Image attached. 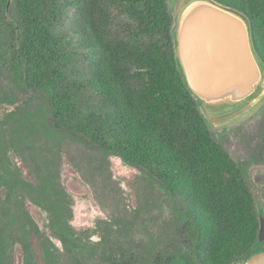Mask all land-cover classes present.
Instances as JSON below:
<instances>
[{
	"label": "rangeland",
	"instance_id": "374dc122",
	"mask_svg": "<svg viewBox=\"0 0 264 264\" xmlns=\"http://www.w3.org/2000/svg\"><path fill=\"white\" fill-rule=\"evenodd\" d=\"M222 1L237 7L238 0ZM8 4L15 17L19 2ZM110 7L112 31L116 24L137 29L128 13ZM76 9L62 5L74 55L67 83L82 84L65 116L55 114L44 88L12 78L11 46L24 27L9 17L13 41L0 29V264H144L172 253L244 264L256 243L258 207L264 210V180H257L264 178V99L228 123L209 121L220 149L203 161L190 153V164L171 161L167 170L179 173L182 185L168 183L167 161L127 162L85 126L90 112L116 115L88 86L95 58ZM4 16L0 0V21ZM142 38L148 47L150 36ZM187 213L202 227L195 236L183 226Z\"/></svg>",
	"mask_w": 264,
	"mask_h": 264
},
{
	"label": "trees",
	"instance_id": "16d2710c",
	"mask_svg": "<svg viewBox=\"0 0 264 264\" xmlns=\"http://www.w3.org/2000/svg\"><path fill=\"white\" fill-rule=\"evenodd\" d=\"M17 1L19 11L12 17L9 0H2L5 16L0 21L4 38L12 41L16 39L17 28L9 17L25 29L21 42H12V78L25 84L32 81L44 88L55 114H71L74 87H82L78 81L70 87L66 77V63L74 57L70 52L67 17L62 10V5L69 2L77 7L82 36L90 44V56L95 58L96 80H89L88 86L102 96L116 115L110 117L108 112L101 115L93 111L83 116L94 139H104L112 153L130 163L150 160L159 166L167 161L163 163L164 173L168 183L175 182L176 186L182 185L179 173L167 170V164L170 166L174 160L181 165L190 164L191 160L203 161L209 156L207 152L220 149L211 137L212 125L188 88L176 55L175 0ZM110 5L128 13L138 23L137 29L130 31L128 25L123 28L114 22L116 27L112 31L116 16ZM144 36L151 38L148 47L143 42ZM94 82H98V87ZM188 153L193 158L190 161ZM181 215L187 232H194V236L195 232H201L202 227L188 213ZM262 250L264 243L251 244L242 257L244 262ZM144 264L207 263L197 255L172 253L166 258L154 255Z\"/></svg>",
	"mask_w": 264,
	"mask_h": 264
},
{
	"label": "water",
	"instance_id": "95a60500",
	"mask_svg": "<svg viewBox=\"0 0 264 264\" xmlns=\"http://www.w3.org/2000/svg\"><path fill=\"white\" fill-rule=\"evenodd\" d=\"M173 12L176 55L204 117L222 124L259 104L264 99V61L248 16L217 0H175ZM259 220L257 245L264 242V211ZM244 264H264V250Z\"/></svg>",
	"mask_w": 264,
	"mask_h": 264
},
{
	"label": "flooded vegetation",
	"instance_id": "af4514ba",
	"mask_svg": "<svg viewBox=\"0 0 264 264\" xmlns=\"http://www.w3.org/2000/svg\"><path fill=\"white\" fill-rule=\"evenodd\" d=\"M236 8L243 11L251 21V30H252L254 45L258 54L264 61V0H238ZM261 174L264 176V172H261ZM261 211L264 210L259 209L258 207L257 210L258 219H259V213ZM259 229H260V220H259V227L257 231L256 241H257Z\"/></svg>",
	"mask_w": 264,
	"mask_h": 264
},
{
	"label": "bare ground",
	"instance_id": "6f19581e",
	"mask_svg": "<svg viewBox=\"0 0 264 264\" xmlns=\"http://www.w3.org/2000/svg\"><path fill=\"white\" fill-rule=\"evenodd\" d=\"M257 106H258V105H257ZM257 106H255L253 109H255ZM253 109H252V110H253ZM250 110H251V108H250L249 110H247L245 113H243L242 115H246ZM252 110H251V111H252ZM230 121H232V120H229V121L223 122L222 124L228 123V122H230Z\"/></svg>",
	"mask_w": 264,
	"mask_h": 264
}]
</instances>
